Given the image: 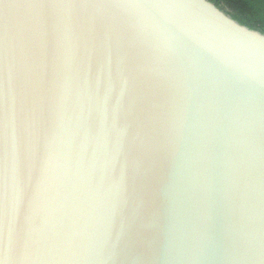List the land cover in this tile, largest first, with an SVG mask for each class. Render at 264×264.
Listing matches in <instances>:
<instances>
[{
    "label": "water",
    "instance_id": "obj_1",
    "mask_svg": "<svg viewBox=\"0 0 264 264\" xmlns=\"http://www.w3.org/2000/svg\"><path fill=\"white\" fill-rule=\"evenodd\" d=\"M0 264H264V34L210 0H0Z\"/></svg>",
    "mask_w": 264,
    "mask_h": 264
},
{
    "label": "trees",
    "instance_id": "obj_2",
    "mask_svg": "<svg viewBox=\"0 0 264 264\" xmlns=\"http://www.w3.org/2000/svg\"><path fill=\"white\" fill-rule=\"evenodd\" d=\"M232 18L264 34V0H210Z\"/></svg>",
    "mask_w": 264,
    "mask_h": 264
}]
</instances>
